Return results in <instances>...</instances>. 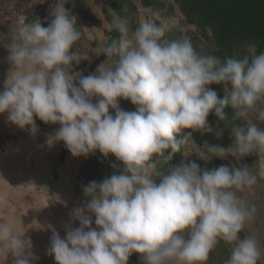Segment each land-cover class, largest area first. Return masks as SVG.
<instances>
[{
    "label": "clouds",
    "instance_id": "clouds-1",
    "mask_svg": "<svg viewBox=\"0 0 264 264\" xmlns=\"http://www.w3.org/2000/svg\"><path fill=\"white\" fill-rule=\"evenodd\" d=\"M52 16L47 27L39 19L18 22L10 41L0 34L12 66L0 91V115L32 133L36 118L59 125L49 143L63 142L77 157L114 155L120 164H112L118 174L83 186L87 199L70 213L79 227L65 225L62 238L47 225V254L56 264H129L134 253L141 264H207L223 241L231 245L224 264H258L257 239L240 236L256 209L237 193L264 179V161L255 164V174L248 165L208 170L195 161L171 162L193 141L192 132H214L212 113L219 122L228 120V109L264 122V51L249 41L242 53L222 59L198 51L188 37L167 39L170 26L159 22L158 12L134 30L117 15L112 24L119 38L99 51L107 60L96 73L84 76L72 65L90 57L73 52L81 33L64 0L52 7ZM211 85L226 86L223 98ZM121 99L136 110H123ZM230 130L231 146L205 143L201 152L212 159L200 158L264 153V128L245 123ZM0 242L12 264L36 259L25 234L6 224H0Z\"/></svg>",
    "mask_w": 264,
    "mask_h": 264
},
{
    "label": "rangeland",
    "instance_id": "rangeland-1",
    "mask_svg": "<svg viewBox=\"0 0 264 264\" xmlns=\"http://www.w3.org/2000/svg\"><path fill=\"white\" fill-rule=\"evenodd\" d=\"M135 1L139 8L137 24L142 20L152 18V14L158 12L160 20L170 26L167 39L187 36L195 31V26L184 22V16L173 0H168L174 5L172 14H168L169 8L167 7L157 11L152 7H143L138 0ZM36 4V0H4L0 5V15L6 17L11 25L16 26L18 22H23L27 15H32ZM106 6H109L108 13L104 11ZM52 7L47 11V19L52 17ZM79 15L85 16L87 20L82 26L78 43L83 45V50L90 60L73 62L72 71L85 76L93 61L100 55L99 51L112 39L108 32L115 27L110 17L119 14L105 0H86ZM8 56V49L0 44V91L4 90L12 67ZM104 62L106 61L100 64ZM119 105L126 111L135 109V105L127 100L121 99ZM243 121L256 123L258 127L264 128V122L258 121L255 115H250L247 120L243 119ZM36 125L38 131L32 133L30 130H22L6 122V114L0 115V224H6L13 231L25 234V238L30 240L31 251L36 257L33 264H56L54 257L47 254L52 236L47 225H53L62 238L66 236L65 225L71 224L72 227H79L78 222H72L70 213L75 207L82 206L87 198L83 193L76 192V178L82 164L101 153L97 151L87 157L73 156L63 142L49 143L59 125H43L37 119ZM221 133L226 135L224 131ZM226 138L228 146H231L234 137L227 136ZM192 139L193 141L185 146L184 162L196 161L200 158L199 155L209 159L201 152L193 136ZM64 150L66 156L62 159L61 155ZM259 159L264 161V153L260 157L253 154L243 159L229 156L218 163L201 160L208 170L220 165L229 167L248 165L255 174V164ZM237 195L255 206V218L245 225L240 236L243 238L245 235H250L257 239L262 251L258 262L264 264V179L258 177L257 184L251 190L245 189ZM2 248L3 243L0 242V249ZM133 255L137 258H129V264H141L140 255L138 253ZM0 264H12L11 257L4 255L2 251H0Z\"/></svg>",
    "mask_w": 264,
    "mask_h": 264
},
{
    "label": "trees",
    "instance_id": "trees-1",
    "mask_svg": "<svg viewBox=\"0 0 264 264\" xmlns=\"http://www.w3.org/2000/svg\"><path fill=\"white\" fill-rule=\"evenodd\" d=\"M108 5L117 10L121 17H126L130 21V29L134 30L137 24V16L139 8L135 0H105ZM143 7H152L155 10L162 8H169L168 14L174 12V5L168 0H138ZM4 0H0V5ZM37 4L32 15H27L23 22H31L34 19H39L42 26L47 27L54 17L47 19V11L53 5H57L58 0H36ZM65 8L71 13L72 18L75 17L74 22L78 31L81 32L82 26L86 23V17L79 15L80 9L84 6L86 0H64ZM179 7L184 16V22L188 25L195 26V31H192L187 36L198 51L213 54L221 57H231L237 52L244 51L243 45L249 41L255 42L258 45V52L264 51V0H173ZM105 13H108L109 6L104 7ZM111 16V15H109ZM112 20L113 17L111 16ZM159 22H162L161 20ZM15 31V26L8 22L6 17L0 15V34H4L5 38L11 40ZM108 34L112 39L119 38V32L116 28L111 29ZM168 33L166 34V38ZM79 41L73 46V52H84L83 45H79ZM107 57L100 54L92 63L90 70L85 75L94 74L95 68ZM218 97L223 98L225 95L223 85H211ZM95 102V98L93 100ZM136 108L134 109V111ZM228 120L219 122L214 113L208 117V123L214 129L212 134H201L199 132H192V136L200 148L204 144L220 145L228 148L226 141L227 136L231 135V127L234 124H245L242 118L235 117L234 111L228 109ZM114 115L115 112L112 111ZM43 125L44 122L40 121ZM58 127V126H57ZM189 131H192L188 129ZM224 131L226 135L222 134ZM203 153V152H202ZM205 154L209 159L212 157ZM66 151L64 150L61 158L64 159ZM185 161V147L182 148L181 153L177 154L173 160L172 165H178ZM214 163L221 162L222 159L216 158L211 160ZM202 169H206L204 162L197 158L195 161ZM120 164L116 157L109 156L105 158L102 154H98L86 162L80 168L76 178L75 190L77 193H83L82 188L91 181L100 182L106 177L113 174H118L117 169L112 167V164ZM122 166V165H121ZM164 171L167 166H164ZM157 183H159V178ZM231 251L230 245L221 241L210 253L207 264H224L229 258ZM137 258L131 255L130 258ZM258 264H260L258 262Z\"/></svg>",
    "mask_w": 264,
    "mask_h": 264
}]
</instances>
